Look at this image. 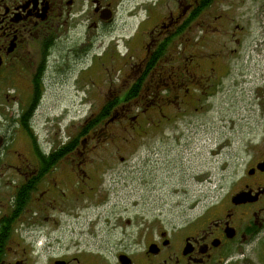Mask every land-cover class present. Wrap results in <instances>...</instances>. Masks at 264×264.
I'll list each match as a JSON object with an SVG mask.
<instances>
[{
	"label": "flooded vegetation",
	"instance_id": "obj_1",
	"mask_svg": "<svg viewBox=\"0 0 264 264\" xmlns=\"http://www.w3.org/2000/svg\"><path fill=\"white\" fill-rule=\"evenodd\" d=\"M125 14H142L128 35ZM256 29L264 42V0H0V264H264V137L230 187L179 224L137 221L93 246L80 222L95 189L91 145L112 140L114 124L164 128L140 118L200 105L231 67L249 78ZM88 77L106 97L99 111L112 93L137 96L77 150L73 128L61 135L43 113Z\"/></svg>",
	"mask_w": 264,
	"mask_h": 264
},
{
	"label": "rangeland",
	"instance_id": "obj_2",
	"mask_svg": "<svg viewBox=\"0 0 264 264\" xmlns=\"http://www.w3.org/2000/svg\"><path fill=\"white\" fill-rule=\"evenodd\" d=\"M141 16L123 15L122 34H130ZM254 32L258 40L247 49V54L252 50V56L245 58L248 62L252 57L249 78L243 77L246 71L231 67L200 105L176 113L147 112L140 118L168 119L164 128H147L134 135L114 124L109 129L112 140L91 145L87 170L95 189L84 199L85 216L80 222L92 226L93 246L117 241L120 233L134 229L137 221L166 227L179 224L230 187L264 137V42L259 38L261 30ZM122 45L119 42L120 50ZM116 75L106 80L112 87L118 84ZM85 85L87 88L78 85L76 93L60 94L58 105L44 110V117L59 124L61 135L67 126L78 135L83 122L99 113L106 98L97 92L99 82L88 77ZM117 95L112 93L108 99ZM135 114V109L127 112L128 118ZM123 140L128 141L127 146L121 144ZM120 157L125 161H119ZM128 220L133 227L127 226Z\"/></svg>",
	"mask_w": 264,
	"mask_h": 264
},
{
	"label": "trees",
	"instance_id": "obj_3",
	"mask_svg": "<svg viewBox=\"0 0 264 264\" xmlns=\"http://www.w3.org/2000/svg\"><path fill=\"white\" fill-rule=\"evenodd\" d=\"M136 96L137 94L132 90L131 92H127L124 95L117 96L116 99L110 102L107 107L100 110L95 117L87 119L86 122L88 121V123L82 126L75 141L77 150H80L83 147L82 140L80 141V139H82L81 137L87 135L88 130L99 129V127H101L103 123H111L118 116V113H123L120 111L115 112L114 110H112L113 107H115L116 105L127 104L135 99ZM126 117L128 118V116Z\"/></svg>",
	"mask_w": 264,
	"mask_h": 264
}]
</instances>
